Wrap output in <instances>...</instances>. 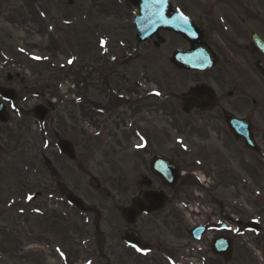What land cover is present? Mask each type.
<instances>
[{
  "label": "rangeland",
  "instance_id": "obj_1",
  "mask_svg": "<svg viewBox=\"0 0 264 264\" xmlns=\"http://www.w3.org/2000/svg\"><path fill=\"white\" fill-rule=\"evenodd\" d=\"M122 5H126L125 0H0V86L16 89L21 95L17 103L20 109L8 108L7 128L15 143L13 156L0 160V173L7 177L8 190L15 186V175L21 173H31V191L42 189L45 177L40 175V156L51 151V147L44 150L39 122L31 111L44 101L55 100L57 91L68 96L69 101H93L102 107L109 98L105 90L133 103L140 97L138 107L123 113L124 125H117L121 108L114 117H107L108 125L116 130L109 131L113 142L102 150L94 147V157L82 161L79 167L56 157L57 167L64 171L58 173L57 179L45 173L52 187H68L93 214H78L62 200L50 209L55 214L46 217L47 223L57 222L58 236L44 239L37 238L46 223L44 210H15L0 205V264H144L145 259L124 247L120 238L126 230L121 211L141 189L138 181L145 174L141 173L142 151L149 147L143 156L147 161L151 153L172 156V146L179 145L184 140L182 136L199 145L197 141L204 130L198 136L183 134L186 124L176 129L170 123V117L179 115L177 109L170 115L173 47L163 33L165 45L159 49L152 43L139 45L131 26L132 14ZM191 12L197 18L200 10L191 8ZM174 84L176 90L183 91L187 82L176 79ZM45 90L50 96L42 100L40 94ZM23 96L28 101L22 102ZM87 104H73L72 110L85 119L76 113V118L68 120L66 139L76 142L74 130L90 134L96 129L88 125ZM179 119L184 117L179 115ZM132 120L137 125L134 135ZM196 157L194 153L185 157L188 169H199ZM258 160L247 171L240 157L232 159L234 171L229 163L225 173H207L205 185L196 177L199 187L177 188L170 203V264H224L211 254V234L198 243L187 234L193 226L216 225L224 217L244 223L254 221L261 227L258 232L240 229L234 237L231 264H264V164ZM208 163L214 170L213 162ZM76 168L92 173H76ZM197 174L203 178L202 173ZM163 218L167 223V216ZM140 224L147 222L141 220ZM30 231L34 238H29ZM82 232L111 234L116 246L106 259H100L94 247L84 248V242L75 241Z\"/></svg>",
  "mask_w": 264,
  "mask_h": 264
},
{
  "label": "flooded vegetation",
  "instance_id": "obj_2",
  "mask_svg": "<svg viewBox=\"0 0 264 264\" xmlns=\"http://www.w3.org/2000/svg\"><path fill=\"white\" fill-rule=\"evenodd\" d=\"M172 3L174 8L192 19L200 31V36H198L200 38L199 47L203 48L206 53L204 59L199 58L198 62L205 63V56L209 53L213 67L204 71L179 68L174 64L173 54L176 50L191 51V43L182 35L172 31L160 32V37H162L161 33L168 35L170 48L173 47L170 57V115H173V112L177 109L178 114L184 117V119H179V115L173 116V118L170 117V123L176 129H180L183 124H186V129L181 132L183 134L188 133L189 135L198 136L202 130L204 131L199 136L201 137L200 140L197 141L200 142L199 145H193L184 136L179 135L184 140L179 145L172 146V150H174L172 156L151 153L148 155L150 158L147 161L143 159V156L146 157L149 147L142 151L143 169L141 173L145 174L138 181L141 189L139 188L137 197H142L146 190H163L168 195L166 208L162 212L142 216L138 219L136 230L142 241L151 247V251L147 253L139 250L138 257L145 259H141L144 264H170V203H172L173 196L178 193L177 188L185 186L191 189L196 187L193 184V179L197 176V173H203L205 177L207 173H225V168L229 166V163L231 165L230 170L234 171L232 169V159L238 160L239 157L242 163L246 164L247 171L250 167H253L255 159H259L258 163L264 164V153L261 151V149H264V0H172ZM122 6L129 14H132L134 20L135 14L139 10L128 2ZM191 8H199L200 13L197 18L192 14ZM133 20L131 26L136 32ZM148 43H152L154 47L159 49V47L165 45V39L158 42L157 38H153ZM176 79L187 82L183 91L175 89L174 81ZM8 80L9 82L12 81L10 77ZM21 82L24 83L23 80ZM104 85L109 87L106 81H104ZM47 91L45 90L40 94L42 100L50 96ZM104 93L109 96L107 98V104H109H105V107L97 105L93 101H69L68 96L65 98L58 91L55 100L49 99L42 103L48 108L46 118L39 124L42 146L44 150L51 147V151H48L47 154L42 153L40 156L43 167V172L40 175L45 179L42 182V189L35 192V198L31 197L29 203L25 202V196H30L31 193V173L15 175V186H11L10 190L5 185L7 177L0 173L1 206L5 205L13 208L35 207L40 208L41 211L44 210L46 223L41 227V234L37 238L47 239L53 235L58 236L57 222L47 223L49 219L46 218L49 217L48 214L51 216L55 214L50 209L58 206L64 199L60 192L61 186L57 187L55 185L52 187L51 181L48 180L45 174L50 173L53 179H57L58 173L64 172L57 167L56 157L70 161L75 167L82 165V161L87 162L91 156L94 157L95 155L94 147L102 150L108 142L114 141L112 136H108L109 131L113 129L108 125L109 120H107V117H114L116 111L121 108L122 112H119L117 125H124L123 113L138 107L140 102V97L133 103L131 100L114 96L111 90H105ZM19 101H21L19 93H17L14 102L0 98V102L6 105L7 110L10 108L18 111L20 109L17 105ZM26 101H28L27 97L23 96L22 102ZM78 103H88L85 105L89 113L87 119L90 123L88 125H93L92 127H96V129L90 134L85 133L83 130L81 132L74 130V139L77 140L75 142L66 139L65 132L67 125L70 124L68 120L72 116L76 118L75 114L78 112L72 110V108L75 107L73 104ZM79 116L85 119L83 115L79 114ZM234 119L238 122H232ZM8 126L9 124H0L1 161L3 159L7 160L8 157L12 159L15 148ZM130 126L133 135L135 132L137 133V125L133 120ZM139 131L142 133L141 129ZM6 134L8 137H5ZM250 135H252V141L256 143L262 153L247 146ZM149 138L147 134L146 144L149 143ZM62 140H68L72 144L76 153L75 160L71 161L60 153L59 143ZM195 149L197 153L194 152ZM193 153L197 156V159L195 158L198 161L196 166L199 169L196 167L188 169L184 163L185 157ZM47 155H50V157L48 158ZM157 155L164 156L179 166V170H171L172 173H183L182 179L174 190L166 187L163 181L153 174L151 162ZM110 158H107V160ZM208 161L213 162L214 170L211 169ZM200 166L204 169H201ZM206 166L209 167L206 168ZM74 172L92 173L78 168ZM5 189L7 191H4ZM74 210L76 211V209ZM77 212L79 214L78 210ZM164 215L167 216V223L164 222ZM141 220H145L147 224H140ZM222 222L233 225V219L229 217L221 218L219 223ZM206 225H210V223ZM89 226L87 224V227ZM237 227H232L233 231L225 227L224 234H218L216 230H212L211 227L208 228L207 233H211V246L216 238L223 235L234 241V237L239 235ZM34 228V231H36V227ZM125 228L126 230L132 229L127 224ZM162 231L167 233L163 235L161 234ZM28 234L29 238L35 237L32 231ZM75 241L84 242V248L94 247L100 259H106L109 252L116 246V241L111 234L82 232L80 239ZM205 249V252L208 253L206 247Z\"/></svg>",
  "mask_w": 264,
  "mask_h": 264
},
{
  "label": "water",
  "instance_id": "obj_3",
  "mask_svg": "<svg viewBox=\"0 0 264 264\" xmlns=\"http://www.w3.org/2000/svg\"><path fill=\"white\" fill-rule=\"evenodd\" d=\"M134 4H138L140 6L141 4L144 5H151L150 7H146V11L144 16L141 18H138V21L136 22V27L139 31V34L137 36L138 42H144L150 38H152L153 35L157 34L160 29L163 30H174L177 33L182 34L183 36H187L190 38L191 43L193 45V51L189 56L183 55L182 52H175V64L182 67L187 68L191 70H202L204 69V66L198 62V59L202 57V52L200 49L199 41L196 40V36H198V29L194 26H192L188 20L187 23L182 18H178V15H174V18L171 15L172 9L170 8V12L168 11V4L167 0L166 2L161 6L160 4H157L153 2V0H145V1H137V0H128ZM146 4V5H145ZM170 14V24L167 20V17ZM191 36V37H190ZM192 38V39H191ZM183 59H186L183 61ZM207 60L210 63V67H212V63L210 62L209 56L207 55ZM208 67L207 69H209ZM0 94L4 96L5 98H8L10 100H14L16 97L15 91L8 90V89H2L0 88ZM34 114L37 118L43 119L46 112L43 111L42 107H38ZM0 122L7 123L8 117L5 111V107L3 105H0ZM62 152L69 156L70 158H74L72 148L68 142H62L61 143ZM165 161V160H164ZM163 159H159V157L154 160L152 163V167L155 171H157L159 176L165 177L167 176V173H170V169H172V164L170 162L165 161ZM173 174L172 178L177 179L178 175L177 173H170ZM62 193H67V199L68 201L73 204L75 207L84 210L83 203L80 199L75 197L73 194L67 192L65 188L62 189ZM146 199L149 201L150 206L154 205L157 206L160 202V196L158 193H149L146 196ZM144 208V205L139 199H135L132 201V206L124 211V217L126 221H128L131 224L135 223V219L140 215V210ZM126 238H128V243L138 246L139 241L137 240V236L134 233L127 234ZM214 252L222 256L226 262H230L231 260V242L226 240H218L217 245L214 247Z\"/></svg>",
  "mask_w": 264,
  "mask_h": 264
},
{
  "label": "snow or ice",
  "instance_id": "obj_4",
  "mask_svg": "<svg viewBox=\"0 0 264 264\" xmlns=\"http://www.w3.org/2000/svg\"><path fill=\"white\" fill-rule=\"evenodd\" d=\"M153 2L160 4L161 6L166 2V0H153ZM181 18L185 21V23H187V17H184L183 15L181 16ZM72 61H69V63H71ZM157 95H159V93H156ZM29 199H31V197H29Z\"/></svg>",
  "mask_w": 264,
  "mask_h": 264
}]
</instances>
